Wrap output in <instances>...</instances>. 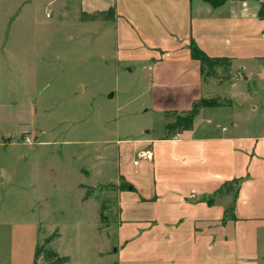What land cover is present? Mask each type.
<instances>
[{"label": "crops", "instance_id": "1", "mask_svg": "<svg viewBox=\"0 0 264 264\" xmlns=\"http://www.w3.org/2000/svg\"><path fill=\"white\" fill-rule=\"evenodd\" d=\"M78 10L115 13L118 61L148 76V111L164 121L117 144L113 264H264V133L251 123L264 93V0H79ZM192 42L229 63V98L198 108L191 129H171L170 115L216 94ZM39 240L34 227L13 236L0 264H37Z\"/></svg>", "mask_w": 264, "mask_h": 264}, {"label": "rangeland", "instance_id": "2", "mask_svg": "<svg viewBox=\"0 0 264 264\" xmlns=\"http://www.w3.org/2000/svg\"><path fill=\"white\" fill-rule=\"evenodd\" d=\"M75 2L0 0V261L34 227L37 264H113L117 144L164 122L148 111V76L118 61L115 28L84 24ZM232 78L227 65L205 68L209 103L228 101ZM261 99L255 134L264 133Z\"/></svg>", "mask_w": 264, "mask_h": 264}, {"label": "trees", "instance_id": "3", "mask_svg": "<svg viewBox=\"0 0 264 264\" xmlns=\"http://www.w3.org/2000/svg\"><path fill=\"white\" fill-rule=\"evenodd\" d=\"M202 1L209 3L213 7H218V6L222 5L227 0H202ZM80 20L83 23H96L98 21L105 22V23H112L115 21V13L113 11H109L106 13H100V14H96V15L81 14ZM190 51H191L192 58L201 64L203 74H204L206 67L212 71V69L214 67H218L220 65L229 66V63L224 61V60L211 59V58L207 57L200 50V48L196 45L195 42L191 43ZM206 104H213V103H208V102L201 103L191 113L187 114L185 116V118H183L182 120L180 119V122L178 124H176L174 126L172 125L170 128L171 129H185V130L191 129L193 127L194 119L198 113V108H200ZM93 190H94L93 188L87 189V196L85 197V201L90 199V196H91ZM56 237H57V234L52 236V239L54 240ZM59 238H60V235H59ZM52 239H50V241H53ZM42 252L43 251L39 247H37L36 255H35L36 259H38L41 256ZM69 262H70V258L65 257L59 261V264H67Z\"/></svg>", "mask_w": 264, "mask_h": 264}]
</instances>
